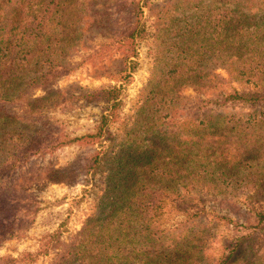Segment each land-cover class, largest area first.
Masks as SVG:
<instances>
[{"label": "trees", "instance_id": "16d2710c", "mask_svg": "<svg viewBox=\"0 0 264 264\" xmlns=\"http://www.w3.org/2000/svg\"><path fill=\"white\" fill-rule=\"evenodd\" d=\"M95 1L0 0V241L19 238L33 222L38 202L32 187L69 183L76 176L70 167L29 168L30 160L57 142L49 140L39 119L46 97L31 99L27 93L39 80L45 84L50 71L30 79L28 72L42 59L50 69L53 64L55 70H66L62 63L68 51L99 21ZM143 1L107 2L105 9L114 10L118 23L109 43L91 56L100 69L104 61L116 66L114 77L125 82L137 66V42L146 34ZM198 7L178 40L168 41L172 26H157L167 50L155 54L141 91L137 130L126 132L117 150L95 151L78 167L80 173L94 174L101 164L108 166L93 213L68 244L55 241L51 249L57 252L49 264H264L261 202L236 223L219 257L215 249L213 255L202 252L197 244L202 232L167 231L160 224L167 201L189 215L193 202L185 195L192 192L222 196L244 188L264 195V117L247 122L227 118L225 110H189L182 96L193 88L208 92L219 106L264 108V93H227V81L215 74L218 68L235 79L233 73H264V0H213V14ZM120 94L116 87L86 94L89 101L105 102L108 113L94 134L78 140L101 142ZM7 104H21L23 114H5ZM16 262L0 259V264Z\"/></svg>", "mask_w": 264, "mask_h": 264}, {"label": "rangeland", "instance_id": "374dc122", "mask_svg": "<svg viewBox=\"0 0 264 264\" xmlns=\"http://www.w3.org/2000/svg\"><path fill=\"white\" fill-rule=\"evenodd\" d=\"M108 1L99 0L93 3V12L100 14L99 21L89 33L83 35L79 45L68 51L64 60L66 63H62L66 70H55L53 64L50 69L47 62L43 64V59L37 64L35 61L29 69L28 79L50 71L49 80L45 84L39 85V80L28 87L27 93L31 99L46 97L41 105L44 108L39 119L46 133L50 134L49 140L57 142L53 150L30 160L29 168L36 170L44 166L70 167L76 176L69 183L31 188L37 198L38 212L19 238L0 241V259L11 257L17 260L16 264H49L57 252L56 249H51L55 241L59 240V244L63 245L70 242L81 229L85 219L93 213L95 200L101 193V181L108 166L101 164L94 174L80 173L78 167L83 166L95 151L103 149L110 154L113 147L117 150L121 138L127 135L125 133L137 130L134 121L138 118L137 108L141 104V91L151 77L155 54L158 50H167L165 42L157 37V26H172L171 38L168 41H175L178 40L182 29L190 23L191 16L198 6V12L208 10L213 14V0H144L141 23L146 34L137 42V56L133 58L137 66L125 82L121 81L119 76L114 77L116 66L108 65L109 63L104 61V67L100 69V65L94 64L91 59L102 44L109 43L118 23L114 10L105 9L109 7ZM205 7L207 8L204 9ZM83 22L87 28L85 17ZM251 73L258 74L246 76L233 73L238 77L235 79L223 68L215 70V74L227 81V93L235 90L240 93L263 94L264 73ZM107 87H116L120 89L121 94L113 119L103 125L104 136L101 142L92 144L78 140L88 134H94L101 124L102 117L108 113V105L105 102L89 101L86 94ZM182 96L185 97L189 110L201 108L202 112L213 113L225 110L227 118H248L247 122L264 117V108L219 106L205 91L188 88L183 90ZM2 111L12 116L23 114L21 104H7ZM185 196L193 202L189 205L191 216L182 211L181 205L167 201L163 209L164 214L160 218L162 228L167 231L187 229L202 232L197 244L202 252L209 250L212 255L215 249L216 257L220 256L221 246L234 234L236 223H243L252 206H257L260 202L264 204L263 194L245 191L244 188H235L222 196L206 192H192ZM194 219L199 221V225H191Z\"/></svg>", "mask_w": 264, "mask_h": 264}]
</instances>
